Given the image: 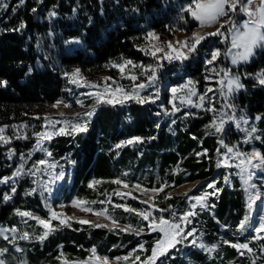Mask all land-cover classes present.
Segmentation results:
<instances>
[{
	"label": "trees",
	"instance_id": "1",
	"mask_svg": "<svg viewBox=\"0 0 264 264\" xmlns=\"http://www.w3.org/2000/svg\"><path fill=\"white\" fill-rule=\"evenodd\" d=\"M4 2L7 8L0 7V81L7 83L6 86H0V127L27 125L26 135L29 138L17 143L21 150L14 146L15 151H25V155L34 145L33 133L43 130V118L48 107L57 101L69 100L65 72L79 68L82 75H89L94 83L102 84L105 77H112L111 72H115L112 64L120 59H131L136 64L144 65L157 63L150 54L139 50L150 47V41L146 39L149 31L159 37L158 41L152 40L151 43L164 47L168 39L180 32H189L196 26L187 13H183L187 23L180 19L182 7L190 0H25L23 5H19V0ZM53 11L56 15L50 16L49 13ZM21 22L26 27L13 31ZM211 38L203 40L197 51L192 53L195 59L192 57L191 65L188 62L178 65L177 60L159 61L163 66L157 71L158 79L154 87L140 92L146 96L151 89L155 91L158 88L159 99L144 104L129 100L124 104H100L87 122L86 131L52 138L48 146L52 152L50 160L58 161L62 169L70 173V185L64 186L61 194L65 202L74 197L89 202L107 201L109 192H103L102 188H89L88 183L98 180L106 184L126 170L134 178L144 169L158 172L159 182L153 185L150 182L148 187L167 185L154 200L159 208L176 205L179 196L171 195L170 199H165L174 188L199 183L198 190L190 193L199 195V191L206 188V180L218 181L216 186L223 188V192L210 197L208 201L216 207L201 209L193 219L197 231L203 234L204 242L218 246L215 256L207 260L201 251L190 247L180 250L185 241L170 249L167 257L160 259L164 261L163 264H252L253 259L256 264H264V253L260 251L264 240H254L251 232L246 236L237 230L240 220L250 211L243 188L237 179L228 187L216 177L218 136L212 134L214 129L206 127L211 124L212 114L205 109L181 106L179 100L175 103L181 107V111L172 117L165 114V110L172 108L169 103L171 94L168 95L161 86L166 78L172 86L180 84L179 77L192 81L198 79L200 84H195L198 95L205 92L206 85L203 84L206 82L202 81L201 75L203 65L198 58L205 50L214 48L209 44ZM158 55L162 56L163 53ZM126 69L127 74L131 70L139 76L136 83L146 82V77L140 75V68L133 69L129 65ZM261 69H264L263 52L257 54L250 63L232 68L234 74H241V82L245 85L232 99L238 106L236 116L239 118L244 115L248 124L255 125L259 130L256 135L262 137L261 140H253L250 145H244L238 132L227 131L225 143L237 144L239 148L244 145L240 149L243 152L255 148L264 153V119H255L257 115L264 116V86H260L254 76L243 75L255 74ZM93 73L96 77L100 76L99 80L92 77ZM108 83L112 84V81ZM130 85L133 86V82ZM185 112L193 115L183 118ZM37 116L41 119H35ZM174 116L178 117L172 124ZM178 118L181 120L177 121ZM134 136L143 137L144 142L119 149L115 147L120 141ZM153 136L156 139H148ZM204 149L208 150L207 156L196 155ZM62 157H68L71 163ZM11 169L3 170L0 166V179L8 175ZM260 183L258 181L257 185ZM21 185H30V179L24 178ZM39 186L38 182L37 191L26 199L19 196L12 202H4L5 190L0 185V225L7 224L17 208L27 211L38 209L45 213L48 200L44 194L41 195L42 188ZM261 188L264 189V185ZM125 200L118 199L122 204L143 210L141 204L131 197ZM108 205L113 207L112 203ZM116 213L121 224L135 226L141 219L136 218V214L128 216V212L122 208ZM69 222L70 228L59 224L57 230L45 240L28 244L29 264L33 261L61 264L57 259L61 251L69 261L85 260L90 256L88 250L93 246L98 255L114 259L127 255L142 238L147 240L144 242L147 251H144L146 256L143 259L151 254V234L137 236L120 229L110 231L107 228L81 225L75 220ZM223 240L248 242L254 251L249 254L245 250V255L241 256L236 249L224 244ZM180 252L184 253L181 258Z\"/></svg>",
	"mask_w": 264,
	"mask_h": 264
},
{
	"label": "snow or ice",
	"instance_id": "2",
	"mask_svg": "<svg viewBox=\"0 0 264 264\" xmlns=\"http://www.w3.org/2000/svg\"><path fill=\"white\" fill-rule=\"evenodd\" d=\"M25 0H19V5H23ZM0 7L7 8V4L4 0H0ZM33 12L36 11L35 8L32 9ZM138 11V10H137ZM183 13H187L193 20L199 23L201 28L203 27H212L214 25H219L215 29V31L207 32L205 34H201L200 32H194L192 36L185 40H177L164 42L165 46L162 47L159 44H152V40H159V37L155 32L149 31L146 34V39L150 41V47L145 49L141 48L140 51L145 52L146 55H151L153 58L157 60L155 65L153 64H136L131 59H125L123 63H113L112 67L118 69L121 74V79H128L133 82V86L131 90L126 89L123 85L117 83L112 77H105L102 84L84 81L81 83V80L84 78L81 76V70L76 68L73 72L68 73L65 72V77L69 78V83L76 85L77 87H91L96 89L95 93H88V95H94V100L97 105L101 103L107 104H124L128 100H135L137 103L144 104L150 101L154 102L155 99H159V89L155 88L153 93H149L146 96H141L138 90H145L148 88H153L155 82L158 79L157 71L163 65L159 63L160 60H167L169 62L173 60L184 61L189 58L190 53H195L197 51L198 45L205 40L207 37H220V43L225 44L226 47L222 51L220 48H216L210 52V58L205 61L206 65L213 66L210 68V71L214 73L216 76H220L223 73V76L220 77L216 81L219 87V95L223 98V105L221 109H217L215 107V101L213 97H209L208 93H212L215 91L212 87H208L203 94L197 93L195 88V83L191 79H189L186 83L179 84L177 86L171 87V99L169 103L172 105L171 111L168 112L165 110V114L167 115H175L176 113L181 111V107L178 106L175 101L179 100L181 106H188L194 108L205 109V101H208L210 105L205 110L214 113V117L211 121V124L206 126L210 129H214V133L219 134V139L217 143L219 144V148H217V156L218 159L216 161L217 168L224 167L226 169H237L238 171L235 173L226 174L223 177L225 184H230V177L232 175H238L242 181V185L244 186V191L247 194V207L251 210L253 203L261 199V194L259 192H255L253 194V189L256 188V185L250 183L253 180L255 172L252 171L254 169H264V153H261L257 149H253L251 152H243L239 149L237 145H229L225 143V136L227 134L226 125L229 122L234 121L237 129L246 133V139L243 143H251L253 140H261L262 137L260 135H256L259 131L255 125H252L250 128H241V122L245 125L249 123L248 119L241 115L239 118L235 116V112L237 110V105L232 102V99L239 90L243 89L245 85L241 82V74L232 72L230 68H217L215 67L216 62L220 60L221 57L225 59H230L231 64L233 66L247 64L250 63L252 58L256 54L257 49H264V0H190L185 6L181 9L180 19L185 23L187 21L184 19ZM50 16H55L56 12H50ZM238 16H243L242 20H238ZM26 25L21 22L19 27L16 29H12L13 31H19L25 28ZM191 41V42H190ZM178 45V47H177ZM186 49V51H184ZM158 53H163L162 56L158 55ZM131 66L134 68H140V75L146 77V82H139V76L133 74L131 70H129L128 74H125V69L127 66ZM31 71V69H29ZM246 77L254 76V79L260 86H264V69L259 70L255 74L245 73L243 74ZM212 77L205 76V80H211ZM111 80L112 84H109L108 81ZM6 81H0V86H6ZM113 85H115L113 87ZM182 93V94H181ZM192 97H197V100L194 101ZM63 103V101H57L53 107H58L59 104ZM76 103L81 107H84V103L82 100L77 99ZM70 105L65 104V107H69ZM230 109L233 115H228L227 119H225L226 113L223 112V109ZM95 109L86 111L83 114L77 113L76 120L77 122H72L69 120L59 121L53 120L51 117H44L45 123L42 125L44 128L43 131H37L33 133L35 136V145L34 151H39L44 153L47 157H52V152L44 146L45 141H51L55 135H70V134H78L80 132L86 131V122H79L82 118L87 117L91 118L94 115ZM219 113V116L215 114ZM63 113H60V116L63 117ZM160 115V113H157ZM185 116L193 115V113L185 112ZM35 119L39 120L41 117L37 116ZM257 121L264 119V116L257 115L255 117ZM176 121L173 120L172 123ZM58 123H64L68 125V127H60L58 129L55 128V125ZM8 126L0 127V144L8 145L11 143L13 137L5 134L6 128ZM22 127H27V125H23ZM159 125H157V128ZM13 129H16L17 126L13 125ZM51 128L52 130H49ZM29 137L25 135H15V139H28ZM148 139L154 140L155 136L149 137ZM196 139V137H193ZM144 138L139 136H134L127 140H122L118 144L115 145L117 149L122 148L127 145H135L138 143H143ZM224 149V151H221ZM207 149H204L202 152H197V156H207ZM15 155L14 149H9L8 159H11L12 156ZM32 153L29 152L27 154V158L31 159ZM20 159L25 160V154H20ZM62 159L66 160L68 163H71V160L68 157H62ZM57 167L62 169V165H59L58 161L50 162L49 159L41 158L36 160L32 167L27 170L28 175L35 176L37 172L47 173L52 177L48 182H44L42 184L41 195L45 191H50V184L56 180L63 179L64 172L61 170L58 173L52 172L50 170H54ZM24 170V165L21 164L17 170L13 173L12 177H4L0 179V183L7 184L9 180H12L14 177H20ZM127 176V173L123 174ZM116 185H121L123 188H129L128 183H126L122 179H115L111 181ZM35 183V181H34ZM101 183L98 180H92L89 184V188H93L96 184ZM218 181H211L207 183L206 188L199 195L189 196L188 193H184V196L187 198V201L190 204L189 210L184 211L182 214L177 215V212L173 210L172 206L169 205L167 208H159L158 205L154 202V195L149 196L147 199L140 200V203L147 204L148 208L140 210L132 208L127 204H113V208H122L125 212L135 213L139 216L143 221H146V228L151 233H157L158 238L154 240L153 246L151 248V254L146 257V259H141L139 255H135L137 249H133L128 255L116 257V261H124L125 264H128L131 257L134 256V259L131 260V264H157V261L160 257H167V254L170 249L176 247V245L184 243L188 241L191 245L197 244V239L194 238L189 241V237H194L196 233V229L192 228L187 230V225L191 224V218L196 216L198 213L195 209L199 206L201 209H214L216 207L215 204H209L210 197H216L218 194L223 192V188L217 187ZM133 188L140 190L144 193H152L157 194L162 192L166 184H162L159 188L153 187L151 189L142 188V186L137 183L132 185ZM208 189L212 191L209 192ZM17 191L15 186L11 187V193L15 194ZM37 191L36 188L27 191L25 195H32ZM189 191H192L191 189ZM101 195H105L101 193ZM114 195L120 196L122 199L125 196L131 197L132 199H139V197L132 196V193L129 191L127 193L121 191H115ZM170 196H166L165 199H170ZM12 199V196L5 193L3 195V201L7 202ZM149 201H153L149 203ZM194 202V203H193ZM105 204L111 203V197L109 196L107 201H86L80 200L79 198L72 202L74 207L79 208L81 211L93 213L97 216H105V218L111 221L112 227L109 228L107 224H99L93 223L92 221L86 219H77L75 217H67L66 219H60L62 213H57L53 208L48 206L49 217L47 219L41 218L40 216L35 215L32 211L21 210L19 208L14 210V214L19 216L24 223H27L28 220H34L36 223L41 226L44 231L37 237L40 241L45 240L53 231H56L57 228L52 224L53 220L59 219L60 226L71 227L70 220H75L77 223L81 225H89L94 228H109L110 231L115 230L118 225V221H116L109 213L108 210L102 209L100 211H95L91 207H84L87 204ZM60 207H64V205H60ZM170 213L169 217H165L163 213ZM154 213H160L159 215H154ZM251 227L250 224V215L246 214L243 219L240 220L238 224V231L243 233L247 230V228ZM19 229L15 226L7 228L0 226V236L3 237L5 241L9 243H14L16 236L13 235L10 239L6 233H17ZM122 232H133L136 235H140L145 231V227H133L131 225H126L123 228H120ZM253 231L257 234L252 239L254 240H264V235H260L264 233V221H262L259 226L255 227ZM201 235H203L201 233ZM30 237V233L27 231L21 232L19 239H28ZM224 244H228L232 248L236 249L237 252L241 255H245V250L247 253L252 254L253 248L249 246L248 242L233 243L229 240H223ZM62 247V246H61ZM138 249L141 251H147L144 247V243L138 244ZM199 247L205 249L206 246L203 243L199 244ZM217 245H212L211 248H207L206 250L211 252L213 251ZM15 251L20 253L24 250L16 247ZM90 252V256L85 260H72L69 261L64 257V253L61 251L60 255L57 257L58 260L61 261V264H110L109 257L107 256H99L97 255V249L93 246L88 250ZM260 251L264 253V244L260 246ZM8 252V248H0V256ZM0 264H6L4 259H0ZM17 264H27L26 259H19ZM252 264H256V260H252Z\"/></svg>",
	"mask_w": 264,
	"mask_h": 264
},
{
	"label": "rangeland",
	"instance_id": "3",
	"mask_svg": "<svg viewBox=\"0 0 264 264\" xmlns=\"http://www.w3.org/2000/svg\"><path fill=\"white\" fill-rule=\"evenodd\" d=\"M243 18H244L243 16H238L237 17L238 20H242ZM191 21H193L196 24V26H195V28L193 30H191L189 32H180V33L176 34L173 38L168 39L167 41L175 42L177 40H185V39L190 38L194 32H200L201 34H205L207 32L215 31V29L217 27H219V25L217 24V25H214L212 27H203V28H201L197 21L193 20L192 18H191ZM219 41H220V37H212L209 40V44H212L214 46V48H210L209 50H205V52L202 55H200L199 58H198V60H200L202 62V65H203V70L201 71V75H203V80L202 81L206 82V84H203V86L206 85L204 91H206V89L208 87H212L213 89H215L214 92L208 93V96L209 97H213V99L215 101V107L217 109H221L222 105L224 103L223 98L220 97V95H219V87L220 86L216 83V81L218 79H220L221 76H223V73H221L220 76H216L214 73H212L210 71V68L213 67V66L206 65L205 61L210 58V52L212 50H214L216 48H220L223 51L225 49L226 45L225 44H221ZM177 47H178V45H177ZM184 51H186V49ZM261 52L264 53V49H257L255 56L257 54L261 53ZM192 57L195 59L194 54L190 53L189 54V58L187 60H184V61L177 60V62H178L177 64L178 65H181V64L185 65L186 62H188V64L191 65L192 62H193V61H190L192 59ZM115 63H123V60L120 59L119 61H115ZM241 65H244V64H241ZM239 66L240 65L233 66L231 64L230 59H225L224 57H221L220 60H218L216 62V65H215V67H217V68H230V69L238 68ZM74 70L75 69H71V70L68 71V73H71ZM94 74L95 73H93L92 77L94 79L96 78V80H99L100 76L96 77V75H94ZM125 74H127V69H125ZM179 74H181V73L179 72ZM81 76L84 78L83 80H81V83H84V81L93 82L92 79H90L89 75H82L81 74ZM111 76L113 78H115V81L117 83H121V85H124L126 89L131 90L132 86L130 84L132 82H130V80H128V79H121V74L118 71V69L115 68V72L112 71L111 72ZM205 76H210V77H212V79L211 80H205ZM188 80H189L188 78L185 79V78L179 77L180 84L186 83ZM65 82L67 83V86H69L68 87L69 91H70L69 100L68 101H63V103L59 104L58 107H53L54 104L49 106L48 109L46 110L45 114H44V117H46V116L47 117H51L53 120H59V121L69 120V121H72V122H77V120H76V114L77 113L83 114L84 112L92 110L93 108L96 110L97 107L100 105V104L97 105L95 103L94 95H88V93H93L94 94L96 89H93L91 87H77L76 85H73V84L69 83V78L68 77H65ZM194 82H196L195 83L196 85L200 84V81L198 79H195ZM161 86H162V89L166 93H168V95L171 94L170 88L174 87V86H172L170 84V81L169 82L167 81V78L163 81ZM195 88L197 90V86H195ZM241 90H239V91H241ZM138 91L141 92V90H138ZM152 91H154V89H151L150 93H152ZM140 95L143 96L142 93H140ZM77 99L82 100L85 106L81 107L79 104H77L76 103ZM192 99L194 101H196L197 97H192ZM129 101L136 102L135 100H129ZM65 104H68L70 106L69 107H65ZM209 106L210 105L207 103L205 107L207 108ZM198 110H203V109L198 108ZM170 111H171V109L168 110V112H170ZM223 112L226 113V115L224 117L225 119H227L228 115H233V113H232V111L230 109H226L225 108V109H223ZM60 113L64 114L63 117L60 116ZM210 113L214 117V113H212V112H210ZM215 115L219 116V113H216ZM172 116L173 115H169V117H172ZM178 116H180V115H178ZM178 116H174L172 118V120H171V123H172L173 120L176 121V118ZM235 116H236V112H235ZM184 117H185V115H183V118ZM236 117L238 118V116H236ZM90 119L91 118L84 117L79 122H81V123H85L86 122V124H87V122L90 121ZM180 120H181V118L177 119V121H180ZM255 122H256V120H254V123ZM44 123H45V121H44ZM16 126H17L16 129H13L12 126H8L6 128L5 134L8 135V136L13 137L11 143L8 144V145L0 144V153L2 154L0 156V166H1V168L3 170H6V169L11 168V167L13 168V169H11V171H10V173L8 175H5V176L1 177V179L4 178V177H12L13 173L17 170V168L21 164L24 165V170H23L22 175L20 177H14L12 180H9L7 184L0 183V185L5 190V193H7V194L12 196V199L10 201H7V202H12L15 198H17L19 196H20L21 199H23V198L26 199V198L32 196V195H25V193L27 191H30L33 188L37 189L38 182H39V184H40V186L42 188V184L44 182H48L49 180L52 179V177L50 175H48L47 173L37 172V174L35 176H31V175L26 174L27 170L32 167L33 163L36 160L44 158V159H49V161L52 162L50 160V158L47 157L44 153L39 152V151H34V145H35L36 138L34 139L33 147L30 150L26 151L27 154L29 152L32 153L31 159H28L27 155H25V160H21L20 159V154L24 153L25 151H23L21 153H19V151H15V155H13L11 159H8L9 149H14V146H15V147H18L19 150H21L20 146L17 145V143L20 144L21 142H23V140H25V139H15V135H25L27 128L22 127L23 125H16ZM60 127H68V125H66L64 123H58V124L55 125L56 129H58ZM250 127L251 126L249 124L245 125V124H243L241 122V128H250ZM43 130H44V128H43ZM49 130H52V129L49 128ZM226 130L234 132V133L238 132V134H240L241 137H242V140H241L242 143L246 139V133L241 131V130H239V129H237L236 126H235V122L234 121L229 122L226 125ZM216 135L218 136L217 137V141H218L219 134H216ZM56 136L57 135H55L54 137H56ZM49 143H50V141H45L44 142V146L46 148H48ZM251 143H247V144L250 145ZM243 144L246 145L245 143H243ZM232 145H237V144H232ZM244 145H242V146H244ZM242 146H241V148H242ZM241 148H239V149H241ZM251 151L252 150H249L248 152H251ZM222 168L223 167L217 168V166H216V169L218 170V173H217V176H216L217 179H220L222 181V184L227 185L228 187H230V185H231L233 180L237 179L239 181V183H240L241 188H243V190H244V186L242 185V181H241V179H240V177L238 175H232L230 177V180H231L230 184H225V182L223 180V177L226 174L235 173L238 170L234 169V168L233 169H226L225 168L224 170H222ZM61 170H63V169H54V170H50V171L58 173ZM252 171L255 172V175L253 177V180L250 183H253V184L256 185V188L253 189L252 191H253V194H255V192H259L261 194V199L256 200L253 203L251 210L247 212V214L250 215L251 227L247 228V230L244 231L243 234H245L247 236L249 234V232H251L250 234H252V236L254 237L257 234L253 231V229L255 227L259 226V224L262 221H264V189L261 188L262 185H264V171H263V169H254ZM63 172H64L63 179L56 180L53 183H51L50 184V191H45L43 193L45 195L44 197H46L47 200H48V204L46 206L47 211L45 213H41L40 211H38V209H31V211L35 215L40 216L41 218L47 219L49 217L48 206H50L57 213L66 214V216L65 215H61L60 219H66L67 217H75L77 219H86V220L92 221L93 223L107 224V225H109V228H111L112 227L111 221L109 219L105 218V216H97V215H94L93 213L84 212V211H81L79 208L74 207L72 202L74 200L78 199V198L74 197L69 202H65L64 201V198L61 195L62 192H63V188H64V186L65 187H69L71 181H70V173L69 172H65L64 170H63ZM124 173H127V176H124L123 175ZM26 177H28L30 179V185H26L24 187V186L21 185V183H22L23 179L26 178ZM117 178L122 179L126 183H128L129 188L125 189L121 185H116V184L111 182V181H113V180H115ZM117 178H114L113 180H111L110 182H107L106 184H104L105 182L101 181V183L96 184L93 187L95 190L97 188H102L103 192H109L108 193V197L110 196L112 198L111 199V203L112 204H122V203H120V201H118V199L121 198V197L114 195L115 191H121V192H125V193L130 191L132 193V196L139 197V199H133V200L138 201L139 202L138 204H141V208L142 209H146L147 208L146 206H148V205L140 203V200L147 199L149 196H153V195H154V200H155L156 195L158 194V193L157 194H152L150 192L144 193V192H142L140 190H137V189L132 187V185H135V184L139 183L142 186V188L151 189V188L148 187V184L150 182H151L150 184H152V185L154 183L159 182L160 176L158 175V172L156 170L144 169L135 178L132 176V174H131V172L129 170H126V171H123V173L121 175H119ZM34 181H35V183H34ZM258 181L261 182L260 183L261 185L260 184L257 185ZM209 182H211L210 179L206 180L205 184L207 185V183H209ZM198 184L199 183L182 185L180 187L172 189L167 194V196L176 195V196L180 197L177 200L176 205L172 207L173 210H175L177 212V215H180L184 211L189 210L190 204L187 201V198L184 196V193L187 192L189 196H192V195H190V193L193 192V191H197L198 190L197 189ZM12 186H15L16 189H17L15 194L11 193V187ZM190 189L192 191H189ZM204 190L205 189L200 190L199 193L198 192L197 193L200 194ZM208 191L211 192L212 190L208 189ZM244 194H245V199L247 201V194L245 193V191H244ZM108 197H107V199H108ZM126 198H128V197L125 196L122 200L126 201L125 200ZM80 200H82V199H80ZM152 202L153 201H149V203H152ZM60 205H64V207H60ZM84 207H91L95 211H100V210L106 208L108 210V213L116 221H118L116 211L119 210V208H113L110 205H108V203L99 204V205L87 204V205H84ZM200 210H201V208H199V206L195 209V211L197 213H199ZM127 214H128V216L132 217V216H134L135 213L128 212ZM159 214L160 213H154V215H159ZM163 215H165V217L167 218V217L170 216V213H168V212L166 213L165 212V213H163ZM194 217L191 218V220H192L191 224L187 225V230H190L192 228L196 229L195 221H193ZM136 218H139V216L136 215ZM52 224L55 227H58L59 226V219L53 220ZM146 224H147L146 221H143L142 219H140V221H138V223L135 224V226H133V227H136V228L145 227V231L143 233H141L140 235H137V236H142V235H145V234H151V235H153V237L150 240H151V242H154V240H156L158 238L159 234L156 235L155 233L149 232L147 230V228H146ZM118 225H119V227H117L116 229L123 228L124 226H126L128 224H121L118 221ZM0 226L7 227V228L15 226V227H17L19 229V231L17 233H15V234L10 233V232L6 233L9 236L10 239L12 238L13 235L16 236V239H15L14 243H9L8 241H5L2 236H0V248H8V252L3 254L2 256H0V259H4L6 261V264H17L19 259H26L27 264H29V262H28V254H27L28 253V249H29L28 244L30 242H34V241L41 242L39 239H37V237L44 231V229L41 226H39L36 223V221H34V220H28L27 223H24L22 221V219L19 216L15 215V214H13L12 218L9 220V222L7 224L0 225ZM109 228H107V229H109ZM23 231H27V232L30 233V237L28 239H19V236H20L21 232H23ZM127 233H133V232H127ZM133 234H135V233H133ZM260 235H264V233H261ZM194 238H198L196 245H191L190 243H188V241H186V243H184L181 246L182 248L180 247V250L183 249V248L190 247V248H192L194 250L201 251L202 253H204L206 255L205 258L207 260H209V259H211L212 257L215 256L214 253L217 251V247L211 252L207 251L206 249L207 248H211L212 245H216V244H206L204 242L201 234L198 231H196L194 237H189V241L194 239ZM145 241H147V240L144 239V238L139 240L140 243H144ZM200 243H203L206 246V248L205 249L200 248L199 247ZM16 247H19V248L23 249L24 251L18 253V252L15 251ZM144 247H145V244H144ZM135 249H137V251L134 254V256L135 255H139L141 257V259L143 260V258H145V256H146V255H144V251L139 250L138 247H136ZM128 253H127V255H128ZM179 255H180V258H181L184 255V253L180 252ZM99 256H101V255H99ZM134 256L130 258L128 264H131V260L134 259ZM101 257H103V256H101ZM109 262H110V264H125L124 261H119L118 262V261H116L115 258L114 259H109ZM163 262L164 261L162 259H160V260H158L157 264H161V263L163 264ZM32 264H41V263L37 262V261H33ZM189 264H196V263L190 262Z\"/></svg>",
	"mask_w": 264,
	"mask_h": 264
}]
</instances>
